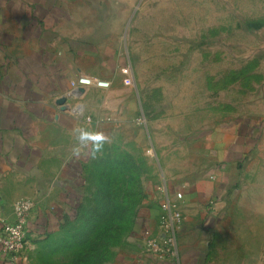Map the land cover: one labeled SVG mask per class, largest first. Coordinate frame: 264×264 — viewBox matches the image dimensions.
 Instances as JSON below:
<instances>
[{
    "label": "rangeland",
    "instance_id": "obj_1",
    "mask_svg": "<svg viewBox=\"0 0 264 264\" xmlns=\"http://www.w3.org/2000/svg\"><path fill=\"white\" fill-rule=\"evenodd\" d=\"M84 1L108 86L89 91L74 116L105 132L81 163L79 217L28 249L29 264H72L75 250L57 241L91 207L105 173L113 194L132 195L143 236L185 180L213 183L208 199L219 212L193 233L204 235L197 264H264V0ZM116 157L132 169L107 167ZM138 238L129 241L146 251Z\"/></svg>",
    "mask_w": 264,
    "mask_h": 264
},
{
    "label": "crops",
    "instance_id": "obj_2",
    "mask_svg": "<svg viewBox=\"0 0 264 264\" xmlns=\"http://www.w3.org/2000/svg\"><path fill=\"white\" fill-rule=\"evenodd\" d=\"M88 12L84 0H0V230L3 221H14L17 200L29 198L35 203L26 250L14 263L0 246V264H29L28 251L59 231L65 218L72 219L81 163L90 157L91 140L105 132L81 128L74 116L83 97L96 86L86 87L81 96L69 100L68 107L63 105L77 77L108 79L104 50L89 38L93 25ZM82 135L87 139L81 140ZM221 183L218 188L226 185ZM212 188L213 183L202 180L181 184L179 191L185 197L180 208L184 206L187 219L178 233L177 258L158 260L141 249L142 244L134 246L138 241H129L130 235L144 238L146 226L137 221L139 212L111 264H197L204 235L193 233H200L201 220L209 221L219 212L215 197L208 199ZM146 209L152 216L151 208ZM156 220H150L153 233L159 229Z\"/></svg>",
    "mask_w": 264,
    "mask_h": 264
},
{
    "label": "trees",
    "instance_id": "obj_3",
    "mask_svg": "<svg viewBox=\"0 0 264 264\" xmlns=\"http://www.w3.org/2000/svg\"><path fill=\"white\" fill-rule=\"evenodd\" d=\"M128 164L129 161L121 158H112L107 162L109 165ZM103 165V162H101ZM129 167V168H130ZM132 169V167H131ZM105 174L98 179V192L91 207L79 218L78 225L69 230L62 238H59L61 247L75 250L72 264H101L111 254V248L116 246L126 232L133 227L137 213L133 214L135 201L131 202V194L125 190H119L113 194L110 183ZM72 218L79 217L80 202H76ZM55 241V245L57 246Z\"/></svg>",
    "mask_w": 264,
    "mask_h": 264
},
{
    "label": "built area",
    "instance_id": "obj_4",
    "mask_svg": "<svg viewBox=\"0 0 264 264\" xmlns=\"http://www.w3.org/2000/svg\"><path fill=\"white\" fill-rule=\"evenodd\" d=\"M121 72L128 77L131 76L129 68H123ZM70 86L68 97L63 102L64 107L73 97L81 96L86 87H106L108 82L83 75L72 80ZM75 110L81 111V105ZM183 199V192L177 191L173 198L167 197L162 201L158 231L153 233L148 229L144 234L146 251L158 260L175 259L179 255L178 233L186 224V217L180 209ZM34 207V201L29 198L17 200L14 203V221H3L2 223L0 230L1 251L14 263L28 246L29 218Z\"/></svg>",
    "mask_w": 264,
    "mask_h": 264
},
{
    "label": "clouds",
    "instance_id": "obj_5",
    "mask_svg": "<svg viewBox=\"0 0 264 264\" xmlns=\"http://www.w3.org/2000/svg\"><path fill=\"white\" fill-rule=\"evenodd\" d=\"M80 139H81V140H84V139H87V137H85V136L82 135V136L80 137Z\"/></svg>",
    "mask_w": 264,
    "mask_h": 264
},
{
    "label": "snow or ice",
    "instance_id": "obj_6",
    "mask_svg": "<svg viewBox=\"0 0 264 264\" xmlns=\"http://www.w3.org/2000/svg\"><path fill=\"white\" fill-rule=\"evenodd\" d=\"M97 139H99V137H97Z\"/></svg>",
    "mask_w": 264,
    "mask_h": 264
}]
</instances>
